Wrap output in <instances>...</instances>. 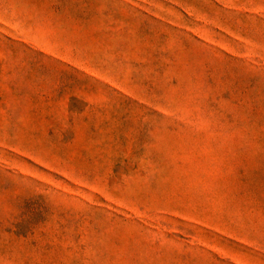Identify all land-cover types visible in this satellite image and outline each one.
Returning a JSON list of instances; mask_svg holds the SVG:
<instances>
[{
	"label": "rangeland",
	"instance_id": "rangeland-1",
	"mask_svg": "<svg viewBox=\"0 0 264 264\" xmlns=\"http://www.w3.org/2000/svg\"><path fill=\"white\" fill-rule=\"evenodd\" d=\"M0 264H264V0H0Z\"/></svg>",
	"mask_w": 264,
	"mask_h": 264
}]
</instances>
